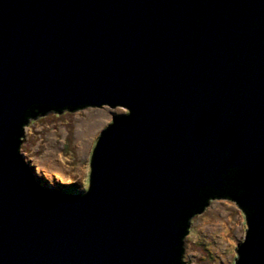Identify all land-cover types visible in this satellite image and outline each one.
<instances>
[{
  "label": "water",
  "instance_id": "obj_1",
  "mask_svg": "<svg viewBox=\"0 0 264 264\" xmlns=\"http://www.w3.org/2000/svg\"><path fill=\"white\" fill-rule=\"evenodd\" d=\"M103 106L88 190L39 183L34 110ZM214 192L264 264V0H0V264H184Z\"/></svg>",
  "mask_w": 264,
  "mask_h": 264
},
{
  "label": "rangeland",
  "instance_id": "obj_2",
  "mask_svg": "<svg viewBox=\"0 0 264 264\" xmlns=\"http://www.w3.org/2000/svg\"><path fill=\"white\" fill-rule=\"evenodd\" d=\"M126 113L128 110L122 107H85L31 119L24 127L21 155L33 172L47 169L48 161L52 162L48 172L35 173L39 183L61 192L75 187L77 194L84 193L89 188L91 157L99 136L115 116ZM92 125L96 128L89 130ZM85 130L89 132L83 139ZM190 223L183 241L185 264H235L238 245L245 241L248 232L246 215L238 203L232 199L210 200L202 213L191 217ZM213 224L218 229L209 237L207 227ZM217 242L222 243V249L217 247Z\"/></svg>",
  "mask_w": 264,
  "mask_h": 264
},
{
  "label": "trees",
  "instance_id": "obj_3",
  "mask_svg": "<svg viewBox=\"0 0 264 264\" xmlns=\"http://www.w3.org/2000/svg\"><path fill=\"white\" fill-rule=\"evenodd\" d=\"M78 110V109H77ZM50 112H54V110H46V109H43L42 107L40 108H36L33 112V115L29 117L28 121H30L31 119H34V118H37V117H40V116H43L45 114H48ZM25 127V126H24ZM245 175V174H244ZM90 180V179H89ZM90 183V182H89ZM78 188H75V187H68L66 189L65 192H63L65 195H69V196H74V195H78ZM219 199H231V197H229L228 195L226 194H223V193H217V192H214L209 201L210 200H219Z\"/></svg>",
  "mask_w": 264,
  "mask_h": 264
},
{
  "label": "bare ground",
  "instance_id": "obj_4",
  "mask_svg": "<svg viewBox=\"0 0 264 264\" xmlns=\"http://www.w3.org/2000/svg\"><path fill=\"white\" fill-rule=\"evenodd\" d=\"M96 124H98L99 123V120H96V122H95ZM96 128V125H92L91 127H90V129L89 130H94ZM89 130H85L84 131V133L82 134V138L84 139V138H86L87 136H88V132H89ZM81 142L79 143V148H81ZM52 162L49 160L48 161V164H47V166H48V168L47 169H42V168H40V169H37L36 170V172H37V175H39V174H43V172H48L49 170L48 169H50V167H52V164H51ZM32 170V169H31ZM56 171V170H55ZM33 172V171H32ZM36 172H34V173H36ZM230 215V214H229ZM220 217H226V215L224 216V215H222V216H220ZM217 229H218V227H217V224H213V225H211V226H208L207 227V231L209 232L208 233V235H209V237H213V235L215 234V232L217 231ZM217 247L219 248V249H222V243H220V242H217Z\"/></svg>",
  "mask_w": 264,
  "mask_h": 264
},
{
  "label": "flooded vegetation",
  "instance_id": "obj_5",
  "mask_svg": "<svg viewBox=\"0 0 264 264\" xmlns=\"http://www.w3.org/2000/svg\"><path fill=\"white\" fill-rule=\"evenodd\" d=\"M189 231H190V227H189ZM185 239V238H184ZM237 255H238V257L236 258V260H235V264L237 263V261H238V259H239V254L237 253ZM184 264H185V262H184Z\"/></svg>",
  "mask_w": 264,
  "mask_h": 264
}]
</instances>
